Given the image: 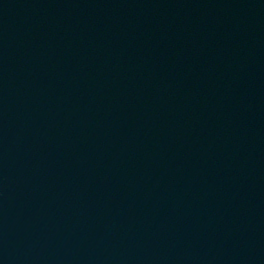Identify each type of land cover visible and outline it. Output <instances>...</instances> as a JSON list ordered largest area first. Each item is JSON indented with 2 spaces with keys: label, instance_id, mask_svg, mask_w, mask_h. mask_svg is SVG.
Wrapping results in <instances>:
<instances>
[{
  "label": "water",
  "instance_id": "1",
  "mask_svg": "<svg viewBox=\"0 0 264 264\" xmlns=\"http://www.w3.org/2000/svg\"><path fill=\"white\" fill-rule=\"evenodd\" d=\"M0 264H264V0H0Z\"/></svg>",
  "mask_w": 264,
  "mask_h": 264
}]
</instances>
